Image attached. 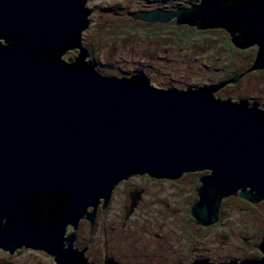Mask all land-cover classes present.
Segmentation results:
<instances>
[{
  "label": "water",
  "instance_id": "1",
  "mask_svg": "<svg viewBox=\"0 0 264 264\" xmlns=\"http://www.w3.org/2000/svg\"><path fill=\"white\" fill-rule=\"evenodd\" d=\"M86 2L0 0V249L52 253L24 221L40 190L66 195L63 213L70 218L89 207L96 211L98 201H108L131 175L177 180L210 171L195 185L199 199L191 209L196 224L206 228L219 223L223 200L231 195L262 201L264 110L257 102L213 95L243 75L216 91L160 89L141 75H103L81 43L90 24ZM128 17L229 30L235 47L260 46L248 72L264 67V0H202ZM77 48V58H63ZM7 214L9 231L3 232ZM58 231L61 237L64 231ZM251 248L263 257L193 264H264V237Z\"/></svg>",
  "mask_w": 264,
  "mask_h": 264
},
{
  "label": "rangeland",
  "instance_id": "2",
  "mask_svg": "<svg viewBox=\"0 0 264 264\" xmlns=\"http://www.w3.org/2000/svg\"><path fill=\"white\" fill-rule=\"evenodd\" d=\"M201 1L87 0L85 7L91 15L90 24L82 32V46L103 75H144L160 89H201L243 75L236 84L228 83L213 95L221 100L257 102L264 110V67L248 72L254 66L258 45L235 47L223 28L197 30L196 26L176 25V19L157 23L128 17L152 10L189 8ZM77 56L71 50L63 58ZM209 174L192 171L177 180L147 174L118 183L109 206L99 214L100 220L109 221L104 226L107 231L101 238H91L96 244L91 251L104 252L107 242L110 251L120 254L143 256L147 248V264H192L203 257L215 263L261 258L258 248L251 247L258 246L264 237V199L252 204L231 195L223 200L218 224L207 228L196 224L191 215L199 199L195 185ZM137 187L147 189V204L143 203L146 209L134 218L147 223V238L138 234L141 230L137 225L126 220L127 193ZM113 227L121 231L123 238L110 232ZM1 254L0 264L17 263Z\"/></svg>",
  "mask_w": 264,
  "mask_h": 264
},
{
  "label": "flooded vegetation",
  "instance_id": "3",
  "mask_svg": "<svg viewBox=\"0 0 264 264\" xmlns=\"http://www.w3.org/2000/svg\"><path fill=\"white\" fill-rule=\"evenodd\" d=\"M223 27L226 28V26ZM229 34L231 37V43L233 44L232 34L230 31ZM236 34L237 37L241 38L244 33L242 32ZM258 47L260 49L259 45ZM76 50H78V48L74 49L73 51L77 52L78 54L79 52ZM132 76H130V78ZM144 77L146 78V76ZM213 88H215L216 91L220 87L215 86ZM143 175L147 176V174ZM139 176L140 175H131L128 178H124L119 183L123 182L124 180H135ZM114 189L108 201H106L105 197H102L98 201L96 211L94 207H89L83 213H81L82 215H77L70 218L66 217L63 213L65 212V210H63L62 202L64 201L66 195L53 193L47 190L38 191L35 197L33 198V201L27 211V216L25 217L24 221L28 227L34 228L36 230V233L38 235V244H42L43 246L50 248L52 253L46 251L45 248L39 247L37 249L32 247H22L17 249L13 253L0 249V254L3 252L9 259H16V264H32V262H35L34 264H147V248H144L143 253H145L146 255L143 256H137L136 254L129 255L126 253L120 254V251L117 253L110 251L111 248L109 247V243L107 242L105 245L106 250L104 252L94 254L95 250L93 252L91 251V248L96 246V244L93 243V240H91V238H93L95 235H97L98 237L100 236L101 238V236H103L104 234V231H107L104 226L109 221L100 220L101 216H99V214L102 210L107 209V207L109 206L110 200L114 194ZM127 196L129 199V206L126 205L125 207V212L127 214L126 220H128L131 225H137V227H139V229L141 230L138 231V234L142 233V235L147 238V223H144L143 220H139L137 222L136 219H134L136 217L138 218L137 214L139 213V211L146 209L143 203L147 204V201L145 200V197L147 199V189L143 187L134 188L133 190L128 191ZM133 201L135 202V206L133 210H130ZM94 211L95 218L94 222L91 223V221L89 220V214L93 213ZM128 212L130 213L128 214ZM8 219L9 214H7L2 223L3 232L9 231L7 224ZM59 229H62L64 231L61 237H59ZM113 231H115L114 234H118L119 237L123 238V235H120V230L113 227L111 228L110 232ZM112 237L114 236L112 235ZM262 257L263 254L261 258ZM261 258L252 260H260ZM204 259L210 260V258L203 257L196 259L193 263ZM13 264H15L14 261Z\"/></svg>",
  "mask_w": 264,
  "mask_h": 264
},
{
  "label": "trees",
  "instance_id": "4",
  "mask_svg": "<svg viewBox=\"0 0 264 264\" xmlns=\"http://www.w3.org/2000/svg\"><path fill=\"white\" fill-rule=\"evenodd\" d=\"M99 72H100V71H99ZM100 73H101V72H100ZM102 74H103V73H102ZM104 75H105V74H104ZM108 76H109V75H108ZM124 78L128 79V78H130V77L127 76V77H124Z\"/></svg>",
  "mask_w": 264,
  "mask_h": 264
},
{
  "label": "bare ground",
  "instance_id": "5",
  "mask_svg": "<svg viewBox=\"0 0 264 264\" xmlns=\"http://www.w3.org/2000/svg\"><path fill=\"white\" fill-rule=\"evenodd\" d=\"M210 172V171H209Z\"/></svg>",
  "mask_w": 264,
  "mask_h": 264
}]
</instances>
